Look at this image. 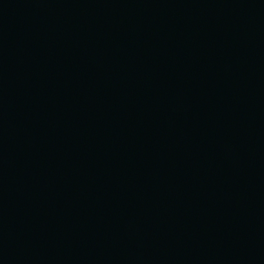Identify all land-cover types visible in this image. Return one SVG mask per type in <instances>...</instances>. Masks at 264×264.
Wrapping results in <instances>:
<instances>
[{"label":"water","instance_id":"obj_1","mask_svg":"<svg viewBox=\"0 0 264 264\" xmlns=\"http://www.w3.org/2000/svg\"><path fill=\"white\" fill-rule=\"evenodd\" d=\"M0 264H264V0H0Z\"/></svg>","mask_w":264,"mask_h":264}]
</instances>
